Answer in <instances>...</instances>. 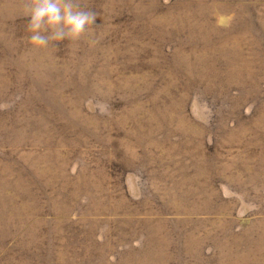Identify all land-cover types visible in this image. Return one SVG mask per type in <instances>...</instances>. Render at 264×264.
I'll list each match as a JSON object with an SVG mask.
<instances>
[{"label":"rangeland","instance_id":"rangeland-1","mask_svg":"<svg viewBox=\"0 0 264 264\" xmlns=\"http://www.w3.org/2000/svg\"><path fill=\"white\" fill-rule=\"evenodd\" d=\"M0 0V264H264V0H73L29 41Z\"/></svg>","mask_w":264,"mask_h":264},{"label":"clouds","instance_id":"clouds-1","mask_svg":"<svg viewBox=\"0 0 264 264\" xmlns=\"http://www.w3.org/2000/svg\"><path fill=\"white\" fill-rule=\"evenodd\" d=\"M26 15L29 41L38 47L78 38L95 20V13L74 7L73 0H33Z\"/></svg>","mask_w":264,"mask_h":264}]
</instances>
